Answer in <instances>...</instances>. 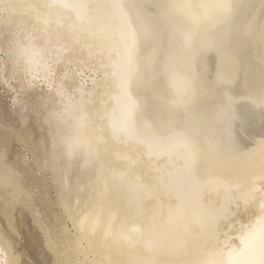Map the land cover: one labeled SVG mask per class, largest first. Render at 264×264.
Returning a JSON list of instances; mask_svg holds the SVG:
<instances>
[{"label": "bare ground", "instance_id": "6f19581e", "mask_svg": "<svg viewBox=\"0 0 264 264\" xmlns=\"http://www.w3.org/2000/svg\"><path fill=\"white\" fill-rule=\"evenodd\" d=\"M0 38L11 106L44 108L46 144L16 133L70 222L41 229L58 264H264V0H0Z\"/></svg>", "mask_w": 264, "mask_h": 264}, {"label": "rangeland", "instance_id": "374dc122", "mask_svg": "<svg viewBox=\"0 0 264 264\" xmlns=\"http://www.w3.org/2000/svg\"><path fill=\"white\" fill-rule=\"evenodd\" d=\"M4 37L5 34L1 36V38ZM3 46H1V49L3 48ZM7 70H9L8 66L7 68H5V72H3L4 75L9 74ZM0 76H2L1 72ZM15 81L16 80H11V82L14 84ZM17 92H19V90ZM34 93L29 92L21 94L19 92V94H17L18 96H16L17 100H15V104L11 106L12 103L10 101V98L11 94H13V90H9L7 86H3V82L0 83V135H2L1 137L4 139L6 138L5 140L7 141V143L4 145H2L0 142V152L1 150H5L6 153L3 157V161L6 164H9L13 171L15 170L18 171L20 175L22 174L21 178L25 180L23 181L22 185L25 190H27V193L30 195V197H32L33 199L29 200V195H26L25 192H21L22 194L18 195V202H15L13 210V225L15 231H11L7 227L5 219L1 212L0 230L11 240L12 251L15 253H19L20 259L18 264H58V261L55 259L53 253L46 246L43 230L41 229L44 225L51 227L54 221H59V223L63 222L70 227V222L64 215V207L55 202L57 200V186L55 187V183L52 181L49 169L44 170L33 162V153H30L31 150L27 149V146L29 145L24 144L25 141L23 142V139L16 133V131L20 129L22 132L19 131V133H22V136H24L26 132L30 133L29 130H31L30 137L31 139H34H32L34 142L37 141L35 140L37 139V137L38 140L44 141V143L46 141L48 142V136L46 137L47 134L45 133L44 129L46 125H44V122H41L43 114L42 111H44V108L40 102V98L35 96ZM23 103L26 104L21 109L20 106ZM23 115H26V122H19ZM17 117L19 118V120ZM42 124L44 126L40 128L38 125ZM10 127L12 128L10 129ZM41 137H43L44 140ZM29 144L30 147L28 148H32V144L30 142ZM23 157L25 159V163L22 161ZM6 192L7 189L4 190L3 188H0V209L8 200L7 197H9V195H7ZM44 193L46 196L44 195ZM42 194L44 197H42ZM43 198L48 199V201H46L47 199H44L47 203L44 202ZM44 204L47 205L44 206ZM240 215L241 214H239V217L241 219H247L249 213L247 212V218H245V216L243 215Z\"/></svg>", "mask_w": 264, "mask_h": 264}, {"label": "snow or ice", "instance_id": "6c2138e0", "mask_svg": "<svg viewBox=\"0 0 264 264\" xmlns=\"http://www.w3.org/2000/svg\"><path fill=\"white\" fill-rule=\"evenodd\" d=\"M115 7H120V5L116 4ZM168 7H175V5H169ZM219 7L227 9L229 6L227 4H221V5H219Z\"/></svg>", "mask_w": 264, "mask_h": 264}, {"label": "water", "instance_id": "95a60500", "mask_svg": "<svg viewBox=\"0 0 264 264\" xmlns=\"http://www.w3.org/2000/svg\"><path fill=\"white\" fill-rule=\"evenodd\" d=\"M80 14V16H81V12L79 13ZM133 115V114H132ZM130 120H134V117H130ZM130 128V127H129Z\"/></svg>", "mask_w": 264, "mask_h": 264}]
</instances>
